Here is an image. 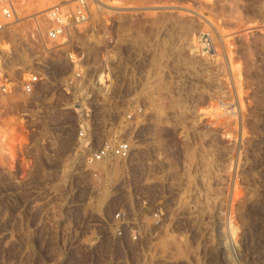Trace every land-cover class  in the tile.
I'll use <instances>...</instances> for the list:
<instances>
[{"label": "rangeland", "instance_id": "1", "mask_svg": "<svg viewBox=\"0 0 264 264\" xmlns=\"http://www.w3.org/2000/svg\"><path fill=\"white\" fill-rule=\"evenodd\" d=\"M73 1L18 0L17 10L43 27L53 5ZM88 2L93 23L72 36L90 48L103 44L93 37L109 36L141 54L150 149L183 167L192 183L170 201L169 230L143 249L92 243L89 207H66V239L79 237L66 241L62 264H264V0ZM20 245L5 235L0 264H57L56 251Z\"/></svg>", "mask_w": 264, "mask_h": 264}, {"label": "built area", "instance_id": "2", "mask_svg": "<svg viewBox=\"0 0 264 264\" xmlns=\"http://www.w3.org/2000/svg\"><path fill=\"white\" fill-rule=\"evenodd\" d=\"M73 2L53 5L42 27L20 20L18 0H0V41L12 34L0 48V240L56 251L57 264L79 237L66 239V207H89L92 243L127 251L169 230L170 201L192 183L150 149L141 54L109 36L78 45L72 32L92 11Z\"/></svg>", "mask_w": 264, "mask_h": 264}, {"label": "bare ground", "instance_id": "3", "mask_svg": "<svg viewBox=\"0 0 264 264\" xmlns=\"http://www.w3.org/2000/svg\"><path fill=\"white\" fill-rule=\"evenodd\" d=\"M97 1H98V0H97ZM99 1H100V0H99ZM263 5H264V4H263ZM196 12H197L198 14L204 16V19H205V15H203V13L201 14V13L198 12V11H196ZM200 15H199V16H200ZM215 23H216V22H215ZM215 23H214V21H212V19L206 17V24H207L208 26L214 28V29L217 31V30H218V26H216L217 24H215ZM218 31H219V30H218ZM7 45H8L7 41H5V40L0 41V48L4 49V48L7 47ZM203 48H206L205 45L203 46ZM19 61H20V60H19Z\"/></svg>", "mask_w": 264, "mask_h": 264}]
</instances>
